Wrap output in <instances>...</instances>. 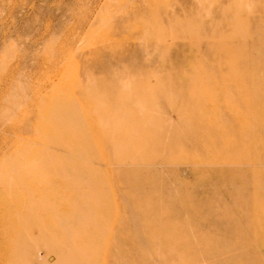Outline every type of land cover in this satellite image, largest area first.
Returning a JSON list of instances; mask_svg holds the SVG:
<instances>
[{"label": "rangeland", "instance_id": "1", "mask_svg": "<svg viewBox=\"0 0 264 264\" xmlns=\"http://www.w3.org/2000/svg\"><path fill=\"white\" fill-rule=\"evenodd\" d=\"M0 264H264V0H0Z\"/></svg>", "mask_w": 264, "mask_h": 264}, {"label": "bare ground", "instance_id": "2", "mask_svg": "<svg viewBox=\"0 0 264 264\" xmlns=\"http://www.w3.org/2000/svg\"><path fill=\"white\" fill-rule=\"evenodd\" d=\"M259 116H260V115H259ZM247 127H248V126H247ZM247 127H246V128H247ZM246 128H245V129H246ZM247 130H248V129H247ZM254 138H255V137H254ZM67 146H68V145H67ZM68 147H69V146H68ZM64 151H65V150H64ZM68 152H69V149H68ZM60 173H61V172H60ZM64 177H66V176H64Z\"/></svg>", "mask_w": 264, "mask_h": 264}]
</instances>
